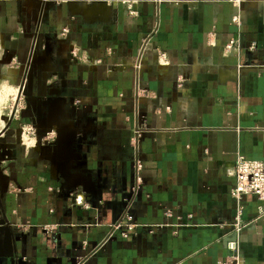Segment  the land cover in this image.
I'll return each instance as SVG.
<instances>
[{
	"label": "crops",
	"instance_id": "obj_1",
	"mask_svg": "<svg viewBox=\"0 0 264 264\" xmlns=\"http://www.w3.org/2000/svg\"><path fill=\"white\" fill-rule=\"evenodd\" d=\"M134 1L0 0V264H264V0Z\"/></svg>",
	"mask_w": 264,
	"mask_h": 264
},
{
	"label": "built area",
	"instance_id": "obj_2",
	"mask_svg": "<svg viewBox=\"0 0 264 264\" xmlns=\"http://www.w3.org/2000/svg\"><path fill=\"white\" fill-rule=\"evenodd\" d=\"M122 3L126 4L127 13L130 16H136L138 14L137 10L134 8L133 3L134 0H120ZM232 22L239 23L240 16L239 14H234L232 16ZM67 28H63L61 34H65L67 32ZM238 42L236 39H229L225 44V49L227 51L230 50H238ZM256 47V43L253 41L248 46L249 50H253ZM158 63L160 65H167V55L164 51L157 52ZM245 65H236L235 73H240L241 68ZM182 70V68H181ZM185 71L182 70L180 73V77L185 76ZM30 127L23 128V135L26 136L30 132ZM142 132V127L138 124L134 125L132 128L133 133V142L137 144L138 138L140 137ZM46 139L48 142H52L55 139V131L50 130L46 133ZM232 173L235 177V182L232 188L230 189V195L236 201H239L241 196L244 194H252L261 203L258 205L257 210L258 214L264 215V159H251L247 158L242 154H238L232 167ZM136 182H140V178L136 177ZM1 199V194H0ZM76 202H80V199H76ZM137 224L131 220V216L125 211L122 213L120 218L115 222L109 225V232L112 233L114 231H119L123 237H126L131 231L136 228ZM233 230L235 232L240 231L242 228V224L240 222V214L239 211L236 214L233 223L231 224ZM227 248L234 252L231 256V260L228 261V264H239V259L236 252V242L235 240L227 241Z\"/></svg>",
	"mask_w": 264,
	"mask_h": 264
},
{
	"label": "rangeland",
	"instance_id": "obj_3",
	"mask_svg": "<svg viewBox=\"0 0 264 264\" xmlns=\"http://www.w3.org/2000/svg\"><path fill=\"white\" fill-rule=\"evenodd\" d=\"M9 103H10L9 98H7V100H4L3 96L0 98V119L2 115L5 116L6 113L8 114Z\"/></svg>",
	"mask_w": 264,
	"mask_h": 264
},
{
	"label": "bare ground",
	"instance_id": "obj_4",
	"mask_svg": "<svg viewBox=\"0 0 264 264\" xmlns=\"http://www.w3.org/2000/svg\"><path fill=\"white\" fill-rule=\"evenodd\" d=\"M0 98H1V97H0ZM0 124H2V123H1V119H0ZM24 138H26V136H24Z\"/></svg>",
	"mask_w": 264,
	"mask_h": 264
}]
</instances>
